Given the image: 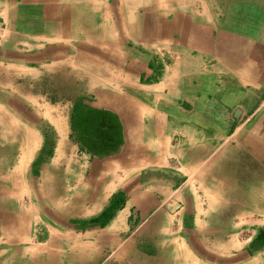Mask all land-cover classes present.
Here are the masks:
<instances>
[{"label":"rangeland","instance_id":"1","mask_svg":"<svg viewBox=\"0 0 264 264\" xmlns=\"http://www.w3.org/2000/svg\"><path fill=\"white\" fill-rule=\"evenodd\" d=\"M182 109L212 123L196 125L168 230L141 244L264 264V0H0V264H66L94 197L132 169L130 191L179 171ZM25 129L40 142L23 166Z\"/></svg>","mask_w":264,"mask_h":264},{"label":"crops","instance_id":"2","mask_svg":"<svg viewBox=\"0 0 264 264\" xmlns=\"http://www.w3.org/2000/svg\"><path fill=\"white\" fill-rule=\"evenodd\" d=\"M207 99L209 98H203L202 102L204 100L209 101ZM196 105L198 110L199 100H196ZM204 105L205 108L210 106V104ZM204 105H201L202 111ZM173 112L175 114L179 113L178 115L180 116L181 112L178 109L174 108ZM225 112L226 108L222 106L220 113L223 114ZM209 114H212V112ZM179 116H173V120L171 121L168 120L170 118L167 119L169 121V126L172 124L176 125L175 127L178 128L179 132L182 134V137H178V139L182 140L184 145H190L189 147L186 146L185 151L182 148H176L179 153H176V149L172 150V154L177 158V161L174 160V163L179 164V166H176L179 171H173L174 173L172 175L170 171H168L170 174L169 178H166V180L164 178L163 181L154 177L153 179L150 178L149 181L145 180L142 185L138 182L140 188L137 185L138 189L130 191L127 186L132 182V176L143 170L140 168L135 170L132 169L119 186L115 187L117 184L114 182V187L110 189L112 191L110 192L107 202L100 204L99 199L94 197L92 199L93 201H91L92 213L88 214L87 217L75 218L81 223V225L79 224L80 227H82V229L80 228L81 231L75 227V224H72L69 227L70 230L66 232L69 238L66 243L68 251L66 258L68 262L66 260V264H107L108 249L116 252V258L117 256L123 255L132 258V261L130 260L129 262L131 264H135L133 262L134 258H136V260L141 259L144 264H165V260L170 261V264H177L178 259H180L177 250L175 252L173 251V254L168 252L169 255L166 257L165 253H167V250L165 247L167 245L163 242L161 243L159 241L160 244L154 243V245L148 246L147 243L141 244L143 238L140 239L138 237L145 236L147 233L150 235L152 231L153 233L151 235L153 236V242H156L159 239H155V237L159 236V232L154 231L160 229L165 234V230H168L167 226H169V222L168 224H164V226L162 225L165 217L166 220L169 221L170 216V208L167 206V209H165V206L166 203L170 205V192L172 191L173 193V189H182V183L185 182L186 184V182L189 181L188 170L192 169L190 168L191 164L187 162L186 157H188L189 154L186 151L191 149V152H193V146H197L200 132L197 131L196 125H198V123H212L210 120H203V117L198 118V115L196 116L198 119L195 121L193 119L187 120V115H185L182 109V126H180L177 125L181 123V118ZM124 136L127 142V137L126 135ZM169 165L170 164H168V166ZM170 167L171 165L169 168ZM129 169L130 168L126 169L125 173L128 172ZM170 176L174 178L172 181H170ZM108 188L109 185L103 187V190L107 191ZM179 198L181 199L182 197L179 196ZM112 206H118V208H113ZM123 236H125L124 239L126 240L121 242L124 240L122 239Z\"/></svg>","mask_w":264,"mask_h":264},{"label":"bare ground","instance_id":"3","mask_svg":"<svg viewBox=\"0 0 264 264\" xmlns=\"http://www.w3.org/2000/svg\"><path fill=\"white\" fill-rule=\"evenodd\" d=\"M46 115H50L47 114L48 110H46ZM24 146L22 150V152L24 153V156L22 157V161L21 164L24 166L27 162V160H29V156L32 154V151L39 145L40 140L38 139L37 135L35 133H31L32 131L25 129L24 130ZM32 157V156H31ZM31 159V158H30ZM22 168V167H20ZM25 168V167H24Z\"/></svg>","mask_w":264,"mask_h":264},{"label":"trees","instance_id":"4","mask_svg":"<svg viewBox=\"0 0 264 264\" xmlns=\"http://www.w3.org/2000/svg\"><path fill=\"white\" fill-rule=\"evenodd\" d=\"M263 233H264V230H262V231L260 232V235L263 234Z\"/></svg>","mask_w":264,"mask_h":264}]
</instances>
